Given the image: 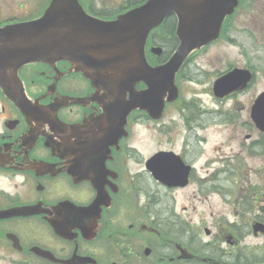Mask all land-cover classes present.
<instances>
[{"label":"flooded vegetation","instance_id":"flooded-vegetation-1","mask_svg":"<svg viewBox=\"0 0 264 264\" xmlns=\"http://www.w3.org/2000/svg\"><path fill=\"white\" fill-rule=\"evenodd\" d=\"M34 1L0 27L41 17L50 0ZM78 1L88 18L106 22L142 2ZM155 36L146 46L152 66L178 44L158 45ZM195 52L177 72V100H165L159 118L124 109L129 93L114 110L109 73L91 79L67 59L18 70L21 106L0 89V264H264V191L221 188L234 182L233 167L211 168L209 108L198 95L185 98L179 83L194 80ZM228 113L218 112L219 124L234 121L237 112ZM250 138L246 151L264 142L262 133ZM212 195L234 198L231 218L204 206Z\"/></svg>","mask_w":264,"mask_h":264},{"label":"water","instance_id":"water-1","mask_svg":"<svg viewBox=\"0 0 264 264\" xmlns=\"http://www.w3.org/2000/svg\"><path fill=\"white\" fill-rule=\"evenodd\" d=\"M237 6L238 0H146L106 22L88 18L78 0H51L40 18L0 27V88L21 106L18 70L31 62L67 59L88 78L109 73L114 110L122 108L121 97L124 101L129 93L124 109H145L159 118L165 100L171 103L178 97L175 77L184 60L219 37L225 18ZM170 15L177 19L178 46L165 63L151 66L145 54L148 36ZM151 52L158 55L161 48L152 47ZM251 79L249 70L235 68L215 80L213 93L222 98L246 88ZM138 82L146 89L136 91ZM251 119L264 131V92L251 106ZM257 227L262 226L257 223Z\"/></svg>","mask_w":264,"mask_h":264},{"label":"rangeland","instance_id":"rangeland-1","mask_svg":"<svg viewBox=\"0 0 264 264\" xmlns=\"http://www.w3.org/2000/svg\"><path fill=\"white\" fill-rule=\"evenodd\" d=\"M30 1L31 4L35 3L34 0ZM119 1L109 0V3L116 6ZM27 2L0 0V19L18 16L26 11L27 14L29 8L20 10L18 7L20 3ZM193 56L195 66L192 65L188 74L194 75V80L181 79L179 83L185 98L198 95L202 104L209 108L208 140L205 147L206 156L215 160L211 168L233 167L230 173L234 182H221V188H256L258 192L264 191V147L246 151L247 142L244 141L246 135H251V142L259 133L257 129L251 128L249 112L255 97L264 92V0H242L236 13L227 20L221 37ZM195 68L200 71L195 73ZM229 68H248L253 71L254 78L245 91L236 93L235 97H226L220 103L213 96L211 87L217 78L215 76ZM176 107L177 104L170 107V116ZM219 111L237 113L232 115L234 121L219 124L222 123L220 120H224L217 116ZM231 198L228 197V202H225L221 197L212 195L204 206H209L210 213L231 218L228 215L232 208L229 205ZM222 213H226V216Z\"/></svg>","mask_w":264,"mask_h":264},{"label":"trees","instance_id":"trees-1","mask_svg":"<svg viewBox=\"0 0 264 264\" xmlns=\"http://www.w3.org/2000/svg\"><path fill=\"white\" fill-rule=\"evenodd\" d=\"M143 1V0H141ZM242 1V0H241ZM159 31L161 34V37H159V45L167 47V48H172L176 45V38H175V18L169 17L163 25H161L158 29L154 30V35L156 31ZM157 36V34H156ZM155 36V37H156ZM168 54V52H167Z\"/></svg>","mask_w":264,"mask_h":264}]
</instances>
